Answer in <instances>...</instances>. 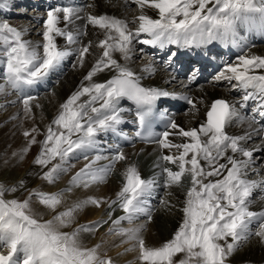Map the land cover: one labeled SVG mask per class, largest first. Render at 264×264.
Returning a JSON list of instances; mask_svg holds the SVG:
<instances>
[{
  "label": "snow or ice",
  "instance_id": "obj_1",
  "mask_svg": "<svg viewBox=\"0 0 264 264\" xmlns=\"http://www.w3.org/2000/svg\"><path fill=\"white\" fill-rule=\"evenodd\" d=\"M124 2L139 6L141 14L129 21L106 13L81 16L84 9L74 5L50 8L39 41L26 38L27 28L0 19V95L16 93L28 118H32V102L36 99L29 94L30 89L46 82L70 56L76 57L74 68L84 67L86 58L94 55L92 50H99L76 90L60 104L46 126L44 138L37 140L35 127L25 130L27 146L19 154L12 153L23 160L31 146L39 144L33 164L43 170L40 178L48 184H55L70 170L73 165H69V160L83 156L88 162L72 175L67 187L55 192L26 189L24 180L11 185L0 182V264H114L111 257L101 254L100 244L88 247L81 240L82 233H95L109 222L108 233L125 237L122 242L131 244L126 251L137 250L140 264H228L229 258L252 236L264 243V210H251L253 191L264 188V177L248 179L249 171H256L252 168L254 154L264 149V56L239 55L235 62H226L215 77L216 82L227 81L232 90L241 92L239 99L213 100L206 109V119L188 129L160 111L159 118L166 120L162 132L154 130L160 99H185L191 111H198L196 104L187 96L144 86L143 76L129 63L136 43L159 49L207 48L209 52V46L216 42L240 47L245 39L240 30L264 35V0ZM8 3L9 0H0V11ZM146 6L157 10V18L144 14ZM77 21L82 24L77 25ZM90 26L103 38L85 43L83 38L89 35ZM58 38H63V45L58 44ZM116 53L123 63L115 58ZM176 55V51H171L165 66ZM156 71L153 61L141 69L148 75ZM102 72L112 75L97 82L95 78ZM198 72L193 69L189 83ZM124 100L135 105L131 123L138 130L134 135L157 145L159 155L152 167L158 171L145 178L135 163H129L121 173L123 183L114 199L88 196L56 211L66 192L106 183L117 163L127 160L119 144L101 139L109 134L131 139L121 128L127 122L126 110L121 107ZM234 126L242 131L230 133L228 129ZM254 139H260L261 144L247 147ZM106 152L111 154L105 155ZM90 153H95L91 159ZM161 181L165 188L187 185L183 218L171 239L159 246H147L142 236L146 224L136 222L141 217L152 220L149 200ZM20 190L27 191L25 198H7ZM33 198L56 214L42 219L33 210ZM103 204L109 209L107 219L63 230L70 228L86 207L99 208ZM117 208L123 215L113 218ZM125 221L128 227L121 226ZM253 224L257 225L255 231Z\"/></svg>",
  "mask_w": 264,
  "mask_h": 264
},
{
  "label": "bare ground",
  "instance_id": "obj_2",
  "mask_svg": "<svg viewBox=\"0 0 264 264\" xmlns=\"http://www.w3.org/2000/svg\"><path fill=\"white\" fill-rule=\"evenodd\" d=\"M55 2L56 3H54V5L49 6H47L46 3V8L50 9L56 6L74 5L84 9V11L81 13V16H83L85 13L97 15L106 13L108 15H114L118 18L127 19L129 21H131L133 17L139 16L141 14L140 7L135 10L134 7H131L132 3L126 4L124 0H55ZM89 5H92V7H89ZM47 11H43L42 9H33V12H37L38 17L39 15L43 14L44 18H46ZM143 12L144 14H147L153 18H157L158 16L157 10L147 6L143 9ZM11 14L12 13H10V15ZM8 16L2 15L0 16V19ZM39 24L41 26L38 25V27L33 28L31 31L33 35L36 34L34 37L28 33L29 31H27V39L33 41H39L42 39V36L39 35V33L42 31L43 24ZM76 24L80 25L82 24V21H77ZM17 25L15 24L14 26L27 29L31 27V25H28V23H23L21 26L19 24ZM61 26H63V22L61 23ZM130 26L133 28L135 27L133 24H130ZM96 31L97 30L92 29L90 26L89 35L83 38L84 42L87 43L89 39H102V34L96 35ZM253 41L254 48H252V50L249 52L243 53L228 50L230 47H238L233 45L225 46L219 42L209 46L211 49L210 52L207 48L198 49L193 47L190 49H180L176 46H169L167 49L156 48V50H154L152 46L142 44L143 46L147 47V49H149L150 53L152 51H159L161 53L155 54L154 56L149 53V56L146 57L145 54L144 60L142 61L136 60L134 57L135 53H133L132 60L129 63L133 70L137 72V74L143 76L141 82L144 86L158 87L162 89L164 88V90L170 93H186L191 96L190 98L196 104L198 111H191V105L189 104L187 106L182 104V106L175 109L170 104H168V102H163V99L159 100L163 102L162 107L164 110H168L170 113L174 114L176 123L179 126L188 129L190 127H197L202 121L206 119V109L213 100L218 98L237 100L240 97L235 96V91L226 86L228 85L227 81H215L213 84L207 83L205 80L200 81L198 78L190 83L188 79H182L181 81H178L177 72L182 70V68L178 69V67H176L178 61L182 58L185 62H188L189 60L185 57L188 56L192 58V61H194L198 66L199 72L200 70H203L205 74L208 75L210 72H212V66L204 65V62L201 59L202 55L216 57L217 59L223 61L224 65L226 62H235L236 57L243 54L264 56V36L253 37ZM58 44H64L63 38H58ZM149 46L150 48H148ZM171 50L176 51L177 55L168 66H165L163 61L167 57V51ZM92 51L94 55L88 56L86 58L84 67L77 66L74 68L73 63L76 60V57L75 55L70 56L62 64L61 68L54 72L46 82L41 83L40 85H37L36 87L29 90V92L32 93H34V91L41 92L44 89H51L50 94L57 92V97H53L47 92L44 93V95H47L44 97L42 96L43 98L38 96V92L35 94L37 96L32 102V118L25 116L23 105H20L21 101L14 93L13 94L16 97H14L12 93L9 95H0V182L5 183L6 185H11L18 183L20 180H24L26 182L27 188L40 187V189L44 191L55 192L67 187L68 181L71 179L72 175H74L75 172H77L84 166L85 163L88 162L82 161L79 164H72V173L69 172L66 176L59 179L55 184H48L47 181H44L40 178L43 170L39 166L33 164V160L39 152V144H34V146L32 145L29 152L24 156L23 160H20L19 155L13 156L12 153L16 152L19 154L20 150L27 146L28 138H25L23 135L25 130H31L35 127L37 129V140H42L44 138L43 134L46 131V126L57 114L60 104L64 102L71 92L76 90L83 77L87 74V71L95 62V55L99 54V50L93 49ZM157 55H163L165 58L163 59ZM115 58L123 63V61L120 59L119 53L115 54ZM149 61H153L157 69V71L152 75L141 72L144 64L148 63ZM181 67H183V65ZM167 70H171L172 73ZM181 73L179 75H181ZM111 75L112 73L102 72L95 79L97 82H103ZM173 76L175 79L172 78ZM48 81H54L55 85H48ZM166 83L171 85L165 86ZM169 87L172 88L169 89ZM12 101H15V103H12ZM36 105H39V107H36ZM121 107L126 110L124 115L125 120L127 121L125 124L121 125V128L129 137H131V139L125 140L118 138V140H120V143L123 144L125 150L124 153L127 157V160L117 163L114 170L115 174H111L108 177L106 183L93 185L89 189L73 188L71 192H66L64 194V202L58 207L56 211H62L65 208L70 207L78 199H84L88 196L114 199L115 193L119 191V188L123 183V177L121 176V173L129 163H135L139 167L143 177L148 178L152 176L155 171H158V169L155 170L152 167L156 157L159 155L157 145L155 143L139 141L134 135L135 132L133 130H135L136 125L131 123V121L135 117V105L130 101L124 100L121 102ZM20 112H22L23 115L20 116ZM257 119L259 120L260 118L257 117ZM243 127H246V125ZM228 131L233 134H239L242 131V128L234 126L229 128ZM172 139L175 142H180L176 137H172ZM260 144V139H254L247 145V147L251 148L254 145L258 147ZM263 153L264 149H261L254 154V163L252 168H254L256 171L250 170L248 173V179H259L264 177V157H262ZM104 154L110 155L108 152ZM165 154H167V150H165ZM93 155H95V153H90L89 159H91ZM100 163L104 164L107 163V161ZM186 190V185L183 187L173 186L171 188H165L161 181L160 187L157 188L151 199L152 214H154L152 219H155L156 223L153 221H147L145 218H143L145 221L141 219V221L138 220L136 222L146 224V230L143 231L142 236L147 246H159L164 241L171 239L173 233L178 228L183 218V212L181 209L184 206L183 202L185 199ZM162 200L165 201L164 204L161 203ZM251 200L252 211L264 210V188L254 190ZM117 209L120 210L119 208ZM117 209L113 213V218L119 215V211ZM33 210L38 213L40 217H46L47 215H50L51 218L52 213L56 214L55 212H52L40 205L35 201V199H33ZM108 211L109 209L107 204H103L99 208L95 206H88L77 214L75 223L70 228L63 230L71 231L78 224H84L102 218L107 219ZM121 213H123L122 210ZM147 223H150L149 226ZM253 225L254 226L251 227L252 230L255 231L257 225ZM110 226L111 222L101 226L100 231L101 229L103 231L101 232L102 236L100 239L94 238L91 240L90 235L92 233H82V243L88 247L100 244L101 254L111 257L114 264H140V261L137 259L138 251H126L127 248L131 247V244L122 242L126 239L125 237H121L116 234H109L108 228ZM121 226L128 227V224L125 221L122 222ZM1 247L2 246H0V248ZM0 250H2V248ZM228 264H264V243H261L258 237L252 236L246 243H243L241 247L229 258Z\"/></svg>",
  "mask_w": 264,
  "mask_h": 264
},
{
  "label": "rangeland",
  "instance_id": "obj_3",
  "mask_svg": "<svg viewBox=\"0 0 264 264\" xmlns=\"http://www.w3.org/2000/svg\"><path fill=\"white\" fill-rule=\"evenodd\" d=\"M14 1H16V2H20V1H22V0H14ZM14 1H12V0H9V4H8V7H6V8H4L3 10H6V11H4L3 13H1L2 11H0V16H2V15H5V16H8V15H10V13H12L10 16H8V17H3V18H1V19H7L11 24H13V26L16 24H19L20 26L21 25H23V23L25 24V23H28V25H31V27L28 29V33L29 34H31L33 37L36 35H33L32 34V29L33 28H36V27H38V25H40L39 23H43L42 22V20H41V22L40 21H37L38 20V14H37V12H33V6L32 5H21L22 4V2H21V4L20 3H15ZM131 7H134V9L135 10H137V8H139V6H137V5H135V4H133L132 3V5H131ZM135 10H134V12H135ZM12 16V17H11ZM36 19H35V18ZM13 21V22H12ZM35 25V26H34ZM18 26V25H17ZM34 26V27H33ZM41 26V25H40ZM142 47L141 46H138V45H135V48H134V52L133 53H135V59L136 60H139V61H142V60H144V55H145V57L146 56H149V53L148 52H146V51H144V49H143V52H141L140 51V49H141ZM137 53V54H136ZM167 71H170V70H167ZM183 78H186V76L185 77H183ZM187 78H188V75H187ZM178 81L180 80H182V79H177ZM166 85L168 86V85H171V84H168V83H166ZM165 85V86H166ZM56 89V88H55ZM54 91V90H53ZM52 91V92H53ZM51 92V93H52ZM48 94H50V91L49 92H47ZM54 93H55V95H54ZM54 93H52V94H50V95H52L53 97H57L56 96V93L57 92H54ZM16 96H17V94L16 93H14ZM13 93H12V95L14 96V97H16L15 95H14ZM45 95H47V94H45ZM45 95H43V94H41V98H43ZM43 96V97H42ZM18 97V96H17ZM40 98V99H41ZM38 100H39V97H38ZM22 104V102H20V105ZM21 115H23V113L22 112H20V116ZM34 146V145H33ZM81 157H83V156H80L79 157V159L77 160V159H71V160H69V165H74V164H79L80 162H82V161H86V160H81L82 158ZM102 163L103 162H106V161H101ZM156 170V169H155ZM69 172H71L72 173V167H70V170L67 172V173H64V174H62L61 175V177H60V179L61 178H63L64 176H66ZM113 174H115L114 173V171H113V173H112V175ZM117 177V176H116ZM187 186V185H186ZM32 188H38V189H40V187H30V188H27L26 187V189H32ZM40 190H42V189H40ZM42 191H44V190H42ZM49 192V191H48ZM27 191L26 190H20V191H18L17 193H14V194H8V196H7V198H12V196H15V197H17V198H20V199H23V198H25L26 196H27ZM33 199H35V198H33ZM118 210V209H117ZM119 211V213H120V215L121 214H123V213H121V210H118ZM52 216L53 215H55L54 213H52L51 214ZM153 215L154 214H152V217H153ZM51 216V217H52ZM118 216V215H117ZM42 219H50V215H47L46 217H41ZM143 218H145L146 219V217H142V218H140L139 220L141 221V219H143ZM143 221H145L144 219H143ZM151 221H153L154 223H156V220L155 219H152ZM148 224V226H149V224L150 223H147ZM101 228V227H100ZM100 228L99 229H97V231L95 232V233H92L90 236H91V240L92 239H94V238H98V239H100L101 238V236H102V234H101V232L103 231L102 229H101V231H100ZM144 230H146V228L144 229ZM2 248V247H1ZM0 248V249H1ZM122 249V248H121ZM120 249V250H121ZM119 250V251H120ZM118 251V252H119ZM179 257H177V259H178ZM127 264V263H126ZM129 264V263H128Z\"/></svg>",
  "mask_w": 264,
  "mask_h": 264
}]
</instances>
